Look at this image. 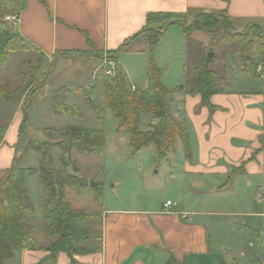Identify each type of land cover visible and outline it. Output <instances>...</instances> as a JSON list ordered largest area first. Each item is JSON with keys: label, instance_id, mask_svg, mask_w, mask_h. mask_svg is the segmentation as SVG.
Instances as JSON below:
<instances>
[{"label": "crops", "instance_id": "1", "mask_svg": "<svg viewBox=\"0 0 264 264\" xmlns=\"http://www.w3.org/2000/svg\"><path fill=\"white\" fill-rule=\"evenodd\" d=\"M19 2L20 20L12 26L11 35L24 39L30 52L40 55V63H45L46 69L50 68L58 53L94 50L115 53V62L125 70L134 90H138L134 81L139 73L148 79L146 89L150 87L152 62L159 69L161 80L171 77L178 80L172 88L166 87L171 91V112L189 134L192 158L185 157L183 143L177 138L176 148L182 158L178 170L172 172L177 183L176 198H168L148 209L102 210L98 250L75 256L76 263L175 264V261L178 264H215L214 259L222 258V255L212 242V217L216 215L212 212V205L220 206L229 196L238 198L246 191H253L257 179L264 178V86L253 84V79L259 77L243 70L236 53L237 46L225 44L223 36H219L213 50L211 69L225 92L211 96V110L203 104L200 95L191 94L194 70L204 55L199 54L189 66L182 67L176 60L180 64L175 67V59H165L176 52L173 42H169L167 51L159 53L172 30H175L174 34L181 30L186 38L191 35L201 49L209 52L211 40L208 30L194 29L185 34L183 25L174 21L161 31L163 34L155 48L150 47L147 35L142 33L151 15L179 16L189 24L202 14L215 13H222L225 26L235 32L253 25L264 32V0ZM157 27L154 25L152 28ZM229 54H234L237 60L229 61ZM81 58L73 54L63 56L55 65L73 63V60ZM123 58L127 62L129 58L135 59L136 68ZM86 59L98 61L95 75L102 67L101 61L95 57ZM160 65L163 66L162 71ZM38 73L43 75L46 72L39 70ZM237 73L243 79L237 77L238 82H235L233 78ZM9 79L12 76L5 81ZM233 81L242 85L241 90L235 88ZM5 84L10 85L9 81ZM179 87L182 90L177 91ZM26 100V93L18 98L10 95L8 101L0 98V181L17 160L24 133L22 124ZM237 169L239 171L235 173ZM167 201L173 203L169 208L164 206ZM49 244L48 239L35 240L31 247L17 253L10 264H37L48 255L45 249ZM56 264H71V261L61 253Z\"/></svg>", "mask_w": 264, "mask_h": 264}, {"label": "rangeland", "instance_id": "2", "mask_svg": "<svg viewBox=\"0 0 264 264\" xmlns=\"http://www.w3.org/2000/svg\"><path fill=\"white\" fill-rule=\"evenodd\" d=\"M6 16L7 14L3 15V20ZM222 16L220 17L222 26L213 32L216 42L219 36H223L225 44H229L230 39L235 40L232 44L237 46L239 42L244 41L243 39L251 37L247 29L235 32L229 29V26L226 27ZM190 30H193L192 27ZM174 31L167 34L165 38L167 41L160 47L159 53L167 51V45L172 42L176 47V55H172L171 58L167 56L166 60H179L183 67L186 64L189 66L199 54L208 57L209 53L214 52L215 47L211 46L209 52H205L206 50L201 49V46L192 40L191 35L186 38L181 30L176 34ZM4 34L5 29L0 24V46L12 37L11 31L6 36ZM259 35L260 38L257 39H262L261 41L264 42V32H259ZM241 36L244 38H240ZM89 53L91 55L86 58L95 57L101 61L102 66L106 62H115V53L94 50ZM86 58L73 60V63L54 65L50 71V68L46 69L45 63H40V55L35 51L30 52V48H27L15 53L4 66L0 64V89L1 92H5L7 88L8 95H13L15 98L25 93L28 100L35 96L29 106L30 119L18 147L17 163L20 167L33 169H39L43 164L52 170L78 177L88 185L83 189L67 188L66 198L75 209L86 210L93 216L92 221L95 222H91L90 226L89 224L83 226L92 235V244L99 245L102 210L148 209L161 204L168 198L171 200L176 198L177 183L172 172L180 167L182 155L175 148L168 153L166 159H159L153 145L135 150L131 145L130 135L118 133L119 123L109 109L106 110L105 124L102 127L94 113L87 107L89 98L99 102L104 101V87L95 82L93 75L98 61ZM228 59L229 61L237 60L234 54H229ZM123 61L127 62V59L123 58ZM130 62L136 68V60L129 58L127 63L130 64ZM180 62L176 61L175 67H178ZM257 64L259 69H264V56L257 58ZM160 67L162 71L163 66L160 65ZM39 70L48 73L46 80L39 75ZM237 74L233 78L235 82H238L237 77L243 79L239 73ZM10 75L12 79L7 80L10 84L8 86L5 84L7 82L5 79L11 77ZM138 75L134 81L136 87L138 90H146L147 77L142 73ZM258 77V79L251 78L253 84L263 87L262 79ZM171 78L161 80L162 84L172 88L178 80L175 77ZM214 78L216 79L215 75ZM235 82V88L241 90L242 85ZM153 84L154 81L151 80V85L147 89L152 88ZM64 88L60 95H55L57 91ZM66 90H70V93ZM56 102L79 108L83 118L55 115L53 105ZM155 120L151 113L143 111L140 115L139 130L149 131ZM71 125L103 128L106 138L105 155L86 154L76 150L66 154L59 143L62 140L63 130ZM36 142L44 145L41 152L29 148L30 143ZM65 159L66 161L70 159L67 167ZM92 181L97 184L96 188L91 187ZM26 182L29 200L34 207V216L29 219V222L36 229L35 240L40 242L48 239L51 243L53 240L45 232L48 225L44 219L48 199L45 183L40 173L28 176ZM259 193L262 195L264 193L262 177L257 179V185L253 191H246L238 198L229 196L220 206L212 205V212L216 214L212 217V242L218 253L222 255V258L214 259L215 264H264V199L259 198ZM92 246L89 245L87 248Z\"/></svg>", "mask_w": 264, "mask_h": 264}, {"label": "trees", "instance_id": "3", "mask_svg": "<svg viewBox=\"0 0 264 264\" xmlns=\"http://www.w3.org/2000/svg\"><path fill=\"white\" fill-rule=\"evenodd\" d=\"M20 11L21 3L19 0H0V24L5 29L4 36L11 31L12 25L3 20V15ZM221 15L222 13L202 14L190 25L179 16L151 15L147 20V28L142 34L147 35L150 47L155 48L163 34L161 31L176 21L183 25L185 34L191 33V27L193 30H208L210 45L214 47L216 37L213 32L222 26L220 24ZM165 22L167 23L164 24ZM154 25L158 27L152 28ZM247 30L251 37H247L237 44L236 53L243 70L254 76H259L257 58L264 56V42L261 41L262 39H258L260 38L259 32H263L255 25L248 27ZM240 38L244 37L241 36ZM234 42L235 40H228L229 44ZM27 48L29 46L24 39L17 36L8 38L0 46V64L7 63L15 53ZM71 54L81 57L91 55L89 52L58 53L50 65V71L57 60ZM212 62L208 60V57H204L198 64L194 70V83L191 89V94L200 95L203 104L211 110L213 109L210 104L211 96L225 92V89L214 78V72L211 69ZM150 74L151 80L154 81L152 88L134 90L122 66L117 64L114 76L107 75L105 68L101 67L96 71L94 80L104 87V101L99 102L94 98H89L87 107L94 113L96 120L102 127L105 124L106 110H111L113 117L119 123L118 133L130 135V142L135 150L153 145L156 148L158 158L166 159L168 153L176 148L177 138H180L185 157L191 159L192 150L189 134L184 124L172 114L169 101L171 91L162 84L160 71L153 62L151 63ZM47 75L48 73L42 75L44 80H46ZM64 90L65 88L60 89L55 95H60ZM177 90H182V87ZM69 91L66 90L67 93H70ZM0 98L3 101H8L10 96L7 93V88L5 92H1L0 89ZM33 99L26 101L22 130H25L29 122L27 113ZM143 111L151 113L158 119V123L147 132L139 130L140 115ZM53 112L57 116L83 118L79 108L72 105L56 102L53 105ZM59 146L65 150L66 154L76 150L81 153L104 156L106 152L104 129L77 125L67 126L62 132V140ZM29 148L41 152L44 145L37 142L30 143ZM69 161L70 159L68 161L65 159L66 167ZM238 171L237 169L235 173ZM36 173H40L46 186L48 199L45 205L44 219L48 225L45 232L53 240L45 249L48 255L37 264H56L61 253H65L69 257L71 264H77L75 256H83L98 250V245L92 244V235L83 226L88 224L90 226L91 222L95 221H92L93 216L86 210H78L73 207L66 198V189H83L87 188L88 185L78 177L52 170L43 164L39 169L20 167L17 160L0 181V264H10L17 253L31 247L35 242L36 229L29 222V219L34 216V207L29 200L26 181L28 176ZM89 245L93 246L87 248ZM174 263L178 264L175 261Z\"/></svg>", "mask_w": 264, "mask_h": 264}, {"label": "built area", "instance_id": "4", "mask_svg": "<svg viewBox=\"0 0 264 264\" xmlns=\"http://www.w3.org/2000/svg\"><path fill=\"white\" fill-rule=\"evenodd\" d=\"M4 20L7 22V23H10L11 25H15L16 23L19 22L20 20V16H19V13H13V14H9L7 15ZM116 66H117V63L116 62H106L104 66L105 68V71H106V74L109 75V76H114V73H115V69H116ZM257 73L259 74V76L261 77L262 79V82H263V85H264V69H257ZM263 142H264V137H263ZM263 199H264V193L263 195L261 194L260 195ZM172 202L171 201H167L165 203V208H169L172 206ZM185 216V215H184Z\"/></svg>", "mask_w": 264, "mask_h": 264}, {"label": "water", "instance_id": "5", "mask_svg": "<svg viewBox=\"0 0 264 264\" xmlns=\"http://www.w3.org/2000/svg\"><path fill=\"white\" fill-rule=\"evenodd\" d=\"M213 57H214V53H209L208 54V60L209 61H211L213 59ZM91 187L96 188L97 187V184L92 181L91 182ZM227 252H229V251H227Z\"/></svg>", "mask_w": 264, "mask_h": 264}]
</instances>
